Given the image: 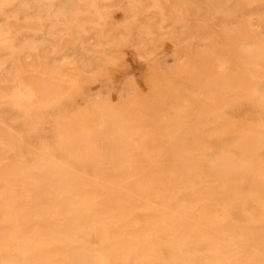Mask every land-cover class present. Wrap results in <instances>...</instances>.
I'll return each instance as SVG.
<instances>
[{
  "label": "bare ground",
  "instance_id": "bare-ground-1",
  "mask_svg": "<svg viewBox=\"0 0 264 264\" xmlns=\"http://www.w3.org/2000/svg\"><path fill=\"white\" fill-rule=\"evenodd\" d=\"M205 1L160 0L158 19L147 0L149 19L117 20L124 51L106 69L0 52V264H23L22 250L33 264H264V28L245 14L260 39L242 41ZM213 63L248 74L252 95L234 77L245 99L219 106ZM41 223L44 248H28Z\"/></svg>",
  "mask_w": 264,
  "mask_h": 264
},
{
  "label": "rangeland",
  "instance_id": "rangeland-1",
  "mask_svg": "<svg viewBox=\"0 0 264 264\" xmlns=\"http://www.w3.org/2000/svg\"><path fill=\"white\" fill-rule=\"evenodd\" d=\"M146 1L147 0H0V52L6 51V53H8L6 59L10 61H13L16 58V56H20L27 61L33 59V60H37L38 62H45L46 65H40L38 67H44L49 69L69 68V69L89 70V69H98V68H102V69L109 68L111 67L110 65L109 66L104 65V63H106L107 61L106 59L108 58V54L111 52L124 51V49L121 47H111V45H113L112 38L115 35L119 36L120 38L124 36L123 31H118L114 28V23L119 19L122 22L124 21L130 22L133 21L134 19H137L138 22H141L142 19H149V17H146L147 14L149 13V8L146 5ZM211 1L210 0L205 1L207 4H209L207 11L209 12L211 11L212 13L214 9L217 10L212 14H215V16H217V14L222 15L220 17V21L223 22L224 27L228 32L229 31L231 32L230 29H232V31L234 30V33L235 32L238 33V34L236 33V35L238 36L241 33V31L243 32L245 31L243 36L241 35L243 38L240 36H239L240 38H238L241 39L242 41L243 39H245V37H247L246 39L250 40V42L255 39L256 40L260 39L259 32L255 38L253 29L256 30L257 28L259 30L258 27L264 28V9H262L264 8V0H258V1L254 0V2L253 0H245V1L241 0L240 3L243 2L244 4L243 3L242 5L240 4V7H238L239 6L238 4L237 5L234 4L236 2H239L240 0H236L235 2L234 0H227V1L214 0L212 3ZM217 1L219 2L217 3ZM228 3L232 4L230 5L233 6V9L231 6H229ZM155 4H156L155 12L158 14V19H159V13H161L162 10L160 0H155ZM216 4L218 5V8ZM127 5L129 6L128 9L125 8V6ZM225 7L227 8L226 10ZM123 12H125L126 14L130 13L133 16H130L131 18L130 17L126 18L124 17ZM238 14H239L238 18H235L234 16H237ZM245 14L248 15L247 16L248 18H246L245 25L251 22L249 25L252 26V23L253 24L256 23L254 24V28L252 27L253 29L251 28V26H247L253 30L251 31L253 32L254 35L250 33L251 32L250 29L249 30H247L248 28L245 29L244 27L241 26L242 23H239L240 21H244L243 17H245ZM240 16L242 18H239ZM217 18L219 20V17H216V19ZM253 18L254 21L251 20ZM238 24L239 27L237 28L233 27V25L238 26ZM140 25H142V23ZM240 26L242 28L240 29L241 31L239 30ZM257 31H255V33ZM245 33L247 34L245 35ZM231 35L232 33L229 34L230 37H232ZM261 37L262 40L264 41V31L262 32ZM116 43H122V40H119ZM196 47H198V45H196ZM199 48L200 46L198 47V49ZM191 57H193L191 58V60L193 59V61H195V65L196 66L198 65V67L202 68L200 61L196 59V57L194 56ZM175 59L176 61L180 60L176 63L182 64L185 60V57L182 55L180 56L177 55ZM171 61L174 62V60H172L171 57H167V63H168L167 65H173L174 63L172 64ZM196 61L199 62L197 63ZM213 64L214 65L211 66L213 68H211L210 66L208 68L212 70L219 68L218 69L219 71H216V73L220 72L219 73L220 77H218L216 73H213L214 75L217 76V78L212 80V82L214 83L215 81L217 85L219 82L221 83L222 87L219 86L220 85L219 84L218 86L220 92L216 91V88L213 87L214 84L211 82V79L214 78L212 75V77L209 78V80L208 79L205 80L206 85L210 83L209 84L210 86H207V88L209 89L212 86L213 89L211 88L210 90L213 92L214 96L217 97V99L215 97L213 98L214 100L216 99L215 100L216 103L218 102L217 100L221 101L222 98L223 101L225 100V98L226 100L229 99L231 100V101L229 100L228 102L224 101V103L223 101H221L222 103L218 102V105L222 104L221 107L223 106V108L225 107L235 108L237 105H239L240 102H242L245 99V97L242 98L241 93H238V95L240 96H237V91L238 92L240 91L239 90L240 87L236 88L235 86L237 87L238 85L240 86L241 85L240 83L242 82L243 85L241 89H245L243 88L244 84L246 87V85L248 84L247 82L250 81L253 87L249 83L246 87V90L247 93L252 95L255 86L253 85L252 80H250L251 77L248 74L243 73L241 70L238 71L236 70L233 71L234 72L233 74L235 75L234 76L233 74L231 75V69H230V71L228 72L230 78L229 76L222 78L221 76H224V74L226 75V72L228 71L227 69L228 67L222 64L221 66L223 68L226 67L223 70L221 66L219 67L217 66V63L216 65L215 63ZM251 65L254 66L253 63H251ZM5 67H17V66L6 65ZM222 71H224V73ZM241 73L242 76L239 75ZM153 75L156 74L153 73ZM236 75L238 77H236ZM246 76L247 78L249 77V79H247ZM234 77L235 79L239 78V81L241 80L239 84H236L238 83V80L236 81ZM228 78L229 80L233 79L234 81L232 80L233 81L232 82L230 80L231 82L228 81L227 83ZM227 84L229 86L233 84L231 85V89L232 86L234 88L232 89V91L234 90L233 92L231 91V89H228L229 86H227ZM218 86H216L217 90H218ZM248 87L249 88L251 87L250 89H252V92L249 91L250 89ZM35 89L38 92L42 102L46 101L45 98L43 97L44 94L43 87L39 85H35ZM219 93L221 95H226V96L227 94L229 95L228 97L224 96L225 97L224 98L223 96L220 97L221 95H218ZM233 93L234 95H232ZM235 94L239 98H237ZM249 94L246 95L250 96ZM147 95L149 98H151L149 94ZM148 97L145 96L144 98L148 99ZM223 104L226 106H224ZM236 110H235V114L237 113ZM129 122L130 120H127V123ZM249 130L250 129L248 130L246 129V131L248 132ZM176 134L179 137V134L178 133ZM183 146H184V142L182 141V139L181 138L178 139V147H183ZM142 157L143 156H140L139 159H142L143 161ZM14 186L25 187L26 183L21 181L20 179H17L14 182ZM149 193L150 191L148 190L146 192V195H148ZM153 219H151L150 222H152ZM135 220L137 221L138 217H136ZM136 221L132 222L134 228L137 227L138 225ZM84 223L82 220L79 221L78 228L82 229ZM150 226H151L150 227L151 230L155 229V225L153 223H151ZM42 228H43L42 223L39 225V227L34 229H32L31 226L29 225V233L27 234L29 240L26 242L28 248H30L31 245L34 246L36 249H39V251L41 250V248H44L45 242L43 239ZM19 229H17V227L12 228L9 231V235H11L14 238H18V235L20 233ZM27 235L25 236L26 239H27ZM37 235H39L41 238L37 239L36 238ZM25 253H27V250L21 251L19 262L23 264H33L32 259H27L26 257H24ZM38 260H41V257L39 255H37L36 262H38Z\"/></svg>",
  "mask_w": 264,
  "mask_h": 264
}]
</instances>
